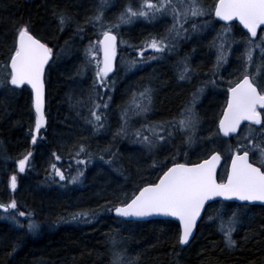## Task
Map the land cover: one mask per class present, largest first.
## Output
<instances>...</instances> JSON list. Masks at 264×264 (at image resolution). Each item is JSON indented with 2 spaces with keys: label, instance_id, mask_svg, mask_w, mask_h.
I'll return each mask as SVG.
<instances>
[{
  "label": "trees",
  "instance_id": "16d2710c",
  "mask_svg": "<svg viewBox=\"0 0 264 264\" xmlns=\"http://www.w3.org/2000/svg\"><path fill=\"white\" fill-rule=\"evenodd\" d=\"M112 1L117 4L121 2V0ZM200 2L210 9L215 0H200ZM68 4V0H0V65L7 62L16 27L28 22L31 23L34 34L46 40L53 48L54 58L59 48L67 50L69 45L73 47L77 45L79 50L77 43L81 44L80 47L86 48L93 39L92 36L87 35V32H93V35L96 33V30H91L93 27L87 26L83 32L77 33L76 24L70 23L62 32L58 30V20L54 13L63 11L68 14L66 8L71 7L70 5L68 7ZM72 12L77 15L83 10L81 7H74ZM206 20L207 27L195 32L191 38L177 43L171 52L156 54L149 51L150 56L158 57L152 65L161 68L162 73L177 65L176 60L180 62V53H188L192 56L189 66L198 72L197 77L188 94V84L185 83L187 80L174 79L173 83L169 82L170 85L168 84L163 95L152 98L151 111L146 115L132 117L126 136H115V133L123 123L122 110L128 106L133 93L143 91L144 88L157 89L154 78L159 76L151 79L149 74L150 78L146 75L140 78L144 71L146 72V68L138 67L131 72V75H135L133 77L135 84L143 83L142 89L136 87L132 91L123 92L122 82L114 78L115 83L108 93L111 95L109 106L101 109L106 119L103 121V127L97 131L91 124L85 122V117L91 119L89 109L92 107V101L89 97L95 98L93 77H86L87 71L83 74L77 71L82 79H86L84 86L87 84L81 90V95L88 96V98L84 97L87 99H82L81 106L84 105L85 109L78 110L75 99L72 98L73 102L70 100V96L77 94H71L66 89L64 79H67V76L60 78L59 72L53 71L51 66L45 77L46 126L38 134L35 145L31 144L30 130L34 128V122L29 90L22 88L13 92L9 87H0V99H2L0 200L7 204L15 199L18 205L17 211L31 213L30 218L13 219L9 213L0 211V264H31L38 260H44L49 264H110L111 237L122 241L121 248H126L132 256L141 255L151 246L153 253L149 257L150 264H264L263 206L253 205L252 208L240 206L239 210H235L239 219L252 218L254 224L251 231L233 234L238 245L234 250L225 247L217 223L208 218L209 209L215 204H219L225 214L228 207L223 202H214L207 207L191 243L185 247L176 243L178 225L173 221H126L113 216L107 210L120 200H124L125 194L130 197L137 187L156 181L162 172L159 167H152L153 161L158 165L166 163L169 166L171 157L175 155L179 162H197L211 149L219 150L227 157L229 146L235 148L238 135H233L229 139L217 138L214 135L217 131L216 124L220 109L216 113L211 112L210 108L207 109V113L199 111L195 138L192 137L191 143L186 142L188 134L177 131L169 143L149 152L142 144L136 142L138 138L133 135L134 131L145 123L170 121L177 117L186 104L192 103L193 94L198 93L199 89L203 91L196 97L197 107H203L202 103L211 95L216 97L215 100L218 98L221 100L210 89L213 84L210 81H215L214 84L219 88H222L221 84H225L224 82L228 84L230 81L224 80L221 73H215L216 76L212 73L211 63L216 60L217 49L211 45L221 30L222 22L216 23L213 17L201 18L195 22L204 24ZM84 22L85 20L79 24L84 25ZM133 27L138 30V24ZM142 27L138 30L142 31L140 37L134 38V41H129L127 46L120 48L121 57L127 61L134 59L136 51L133 52L132 49L139 47L144 39L147 30ZM242 32L244 31L236 23L232 35L238 43L232 44L231 50L226 53L231 67L237 69L239 65L236 62L242 60L245 50L242 47L244 44ZM72 35L74 37L69 42L68 38ZM125 37L128 40L132 35L124 34ZM66 41L69 42L67 45ZM78 53H75V56H78ZM70 56L68 54L66 57ZM79 58L83 60L80 53ZM255 60H260L259 54H255ZM228 74H226L227 78L232 79L241 73ZM261 79H264V75ZM99 91L103 94L104 89ZM219 91L222 93L221 90ZM185 99H187L186 104H182ZM104 100H107V96H104ZM196 137L198 145L194 146ZM209 137L215 142H211ZM200 143L203 144V149L195 153L194 148H199ZM222 143L228 145L227 149L222 148ZM78 144H84L87 152L92 154L90 163L86 166L79 165L84 172L80 181L72 184L67 180L59 181L58 177L55 180L51 179L50 163H56L62 171H65L66 176L76 175L78 166L69 152L74 151V146ZM104 149H110V152ZM27 151L33 153L30 166L24 173H19L16 169V161ZM53 152L61 156L60 161L54 160ZM111 153H116V156L113 158ZM100 156H103L104 160H101ZM78 159L86 160L88 157L81 154ZM110 159L113 160L111 165L104 162ZM13 174L17 175L15 192L9 191L6 186L8 177ZM81 211H94L96 215L91 217L89 222H83L88 220V217L73 220L72 215ZM29 219L38 225L34 232H30L27 228ZM13 247H15L14 252Z\"/></svg>",
  "mask_w": 264,
  "mask_h": 264
},
{
  "label": "snow or ice",
  "instance_id": "6c2138e0",
  "mask_svg": "<svg viewBox=\"0 0 264 264\" xmlns=\"http://www.w3.org/2000/svg\"><path fill=\"white\" fill-rule=\"evenodd\" d=\"M110 0H99L93 15L85 19L84 25L76 24L77 33L91 26L96 30L95 41L90 40L84 49L85 60L79 69L83 74L89 68L94 69L93 90L95 98L90 96L92 107L89 109L91 119L85 117V122L93 126L97 131L103 127L106 119L101 109H106L111 101L109 91L115 81H110V74L116 69L118 35L113 29L121 25L131 24L134 20L143 18L154 20L157 17L171 15L172 25L164 36H151L142 47L135 49L137 56L129 61H122L126 65V71H132L146 62L145 52L149 49L156 54L172 51L181 39H188L189 32H198L208 26L195 21L201 18L213 17L216 23H221V30L214 38L212 47L217 49L215 68H219L227 62L226 53L231 50V45L236 43L232 30L236 22L242 26L246 33L244 36L245 50L242 54V71L234 80L228 81L226 100L222 112L218 118L217 131L214 134L219 137H231L237 134L243 122H247L246 128L237 136L235 148L229 146V155L225 158L220 151L211 149L199 162H179L176 156L171 157V166L158 165L153 161L152 167H159L162 172L157 182L146 183L137 187L133 194L120 200L108 211H114L115 216L123 218H145L151 216L171 217L178 221L176 243L183 247L191 243L198 219L205 210L207 202L222 198L225 201L237 200L241 202H260L264 204V87L261 86V77L264 75V35L258 36V30L264 33V0H215L210 9H206L200 0H140L138 6L127 4L114 22L105 21V10ZM58 20L59 31H63L73 18L66 12L54 13ZM191 23V29L186 25ZM82 38V37H81ZM67 41L65 44L67 45ZM120 43H125L123 40ZM259 51L260 62H255V54ZM54 52L47 42L34 34L31 23H24L16 27L13 46L7 62L0 65L5 76L0 79V87H9L11 91L30 87L32 107L35 112L34 128L30 130L31 144L35 145L38 134L46 126L45 117V69L53 60ZM155 55L147 59H157ZM255 67V71H252ZM191 68L187 58L178 62V79L183 81L190 78ZM215 74V73H214ZM215 83V81H210ZM99 89H104L103 94ZM203 89H199L202 92ZM152 90L144 88L143 91L133 93L132 98L123 110L121 119L123 123L118 128L115 136L128 135L129 121L133 116L146 115L151 111ZM198 93L193 94L190 105L170 121L145 123L133 133L140 143L149 152L171 141L177 131L188 134L186 142H192V135L198 124V118L194 112V104ZM107 96V100H104ZM258 126V127H257ZM115 138V137H114ZM215 142L212 137L208 138ZM110 152V149H104ZM85 154L88 159H78ZM69 155L77 164L76 175L66 176L56 163H50L49 177L59 181L67 180L75 184L80 181L84 172L79 165H87L91 162L92 154L87 152L84 144L74 146V151ZM113 158L116 153H111ZM32 151H27L18 161L16 166L19 173H24L30 166ZM55 161H60L61 156L52 153ZM104 160L103 156L99 157ZM226 159V168L222 174L218 173L221 161ZM230 161V163H227ZM112 164L113 160L104 161ZM71 167V166H69ZM9 188L15 192L17 189V175H11ZM18 205L15 199L9 203H0V211L9 213L13 219L17 217L30 218L31 213L17 211ZM11 210V211H10ZM94 211H81L72 215L73 220H81L95 216ZM218 225L222 234L224 245L229 250L238 247L233 233L237 231L240 223L237 212L226 216L221 209H217L215 215H209ZM19 224V221L17 220ZM23 227V225H20ZM27 228L30 232L37 230L38 225L29 219ZM247 239V237H245ZM122 241L115 237L110 238V264H137L139 254L132 256L126 248H121ZM12 251H15L13 247Z\"/></svg>",
  "mask_w": 264,
  "mask_h": 264
},
{
  "label": "rangeland",
  "instance_id": "374dc122",
  "mask_svg": "<svg viewBox=\"0 0 264 264\" xmlns=\"http://www.w3.org/2000/svg\"><path fill=\"white\" fill-rule=\"evenodd\" d=\"M68 1H69L68 7H70V6L71 7L70 8H66V9H68L67 10L68 14L73 18V21L71 22L73 24H77L79 22H82L87 17L93 15V13H94V11H95L98 3H99V0H68ZM139 2H140V0H121V2L119 4H117V3H114V1H113V3H111V9H110L111 11L109 10V6L105 10V21L107 23L114 22L116 20L115 17L117 18L119 16V15H117V16L114 17L115 13L118 12L119 9L123 11V8L129 3H132V5L134 7H136V6H138ZM202 5L206 8V5L204 3ZM74 7H76V8L77 7H81L83 12L80 13V14L74 15L75 12L74 13L72 12V9H74ZM154 20L158 21L157 23H159V25H157V26L156 25H152L151 23H156V22H154ZM154 20L149 21V20H145L143 18H139V19H136L134 21L140 23V24H138V28H137L138 30L143 26L142 28L146 29L147 31L150 30L152 36H157V37L159 35V29H161L162 33L166 34L168 28L171 27L172 22H173L172 21V16L170 14L169 15H165V16L157 17ZM159 21H161V22H159ZM145 22L148 25L147 27H144ZM133 26H134L133 24H126V25L120 26L118 28V32L123 34V35L124 34L132 35L131 39L134 41V38H138V37L141 36V32L142 31H138V30L134 29ZM91 30L94 31L95 29L92 28ZM190 34L192 35L193 33L190 31ZM263 34L264 33L261 32L259 36H261ZM87 35L88 36H92L93 32H87ZM73 37L74 36L72 35V36H70L68 38L69 42L73 39ZM147 38L148 37H146L145 40L141 42V45L139 47H137L136 49L142 47L144 42L147 40ZM122 40L125 42V39H122ZM235 41H236V43H238V40H235ZM77 44H78L79 50L77 49V45L75 47H73V45H69L67 47V50H65V48L64 49L59 48L58 50L60 51V53L58 52V55H57L55 61L53 59V61H51L49 63V66L47 67V69L49 70L50 65H51L52 68H53V71L57 70L59 72L60 78H64V77L67 76V79H64L65 84H66V89L69 90L71 94H73V93L77 94V95L70 96V100L73 102L74 100L72 98H74L75 99L76 108L78 110L81 108L80 110H82V109H85L84 105L81 106V104L83 103L82 99L83 100L87 99L88 96L81 95V93H82L81 90L83 88H85L87 84H85V86H84V82H85L86 79H82L80 74L77 71H79L78 67L81 66V64L84 63V60H85L84 49L85 48L80 47L81 44H79V43H77ZM122 44L124 45V44H126V42L122 43ZM149 51H150V49L145 52V53H147L145 55V59H146V62H144L145 64L150 63V61L152 60V59H147V57L150 56ZM77 52L80 53V55L83 57L82 58L83 60H81L79 58V53H78V56H75V53H77ZM68 54L71 55L69 57V61H68V63H64L63 60L67 59L66 56ZM136 56H137V52L134 54V58H136ZM189 57H190V55H188V53H184V52L180 53V56H179V58L182 59V60L180 59V61H183V59L187 58V63H188ZM132 58H133V56H132ZM190 60H192V56L190 57ZM122 61H127V60H125L124 57H121L119 59L117 73L110 77L111 78L110 82L112 80L115 81L114 78L119 79L122 82L121 87H122V91L123 92L132 91L136 87H139V89H142L143 83H139L138 82V83L135 84L133 82L134 81L133 77H135V75L134 74L131 75V72L135 71V70L126 71V65L122 64ZM176 61H177V63L179 62L178 60H176ZM155 65H157V64H155ZM221 66L223 68L224 63ZM213 68H214V65H212V69ZM47 71H46V73H47ZM197 73L198 72H196V74ZM189 75H190V78L186 79L187 81L185 80L186 81L185 83L188 84L187 94L193 88V82L196 80V79H193L192 73L189 74ZM85 76L88 77V78L89 77H94V69L93 68H89L87 70V75H85ZM155 76H157V77L159 76V78H154ZM150 77H151V79L154 78V81L157 84V87H156L157 89H152V93H151L152 98H154L155 96L160 95V94L163 95L165 93L166 88H167V86H168L170 81H172L174 79H176L178 81H181V80L178 79V66L177 67L173 66V67L167 69L165 73L161 72V68H159V67L156 68V66H154V69L152 70V72L150 74ZM150 77L148 75V78H150ZM140 78H142V75L140 76ZM159 81H161L162 83H159ZM196 83H197V81L195 82L194 86H196ZM261 83H264V82H261ZM178 84H184V83L178 82ZM209 84H211V83H209ZM211 88H212V90L214 91V93H215V95L217 97H220V95H222V93H220V91H219L220 90L219 87L216 86L215 88H213V87H211ZM7 96H14V95H7ZM79 96H81V98ZM84 97H87V98H84ZM214 98H216V97L213 96V95H211V97H209V98H206L204 100V102L202 103L203 107H200V106L197 107L196 106L195 112L197 114H199V111H201L203 113H207V109L210 108L211 112L216 113L218 111V109L220 108V105H221L222 101L219 98L217 100H215ZM189 99H191V97ZM186 100L187 99H185L182 102V104H184ZM67 104L69 106V103H67ZM190 104L191 103H188V105H190ZM245 128H246V126L243 127L241 133L243 132V130ZM195 132H196V130L193 133H191L193 138H195ZM196 140H197V137L195 139L194 146L198 145ZM221 146H222L223 149H227V147H228V145L226 143H222ZM202 147H203V144L200 143L199 144V148L198 147L194 148V152L195 153H197V152L199 153V151L203 149ZM1 171L2 170L0 169V173H1ZM217 209H220L219 204L213 205L212 208L209 209V214L208 215L215 214ZM232 212H236L235 209L231 210V208H227L225 210V215L229 216V215H231ZM239 220H240V223H239V225L237 227V231L234 232L233 234L240 233V232H248V231H251V229H253L252 227H253L254 223H252V222L254 220L252 218H246L245 220L239 219ZM131 244L133 245V242H131ZM110 248H111V246H109V250H110ZM131 248H133V247L131 246ZM152 253H153L152 247L149 246L147 248V251H145L144 253L139 255V260L137 261V264H142V262H143V264H150L151 262L149 260V257H150V255ZM31 264H49V263L44 261V260H38V261H34Z\"/></svg>",
  "mask_w": 264,
  "mask_h": 264
},
{
  "label": "flooded vegetation",
  "instance_id": "af4514ba",
  "mask_svg": "<svg viewBox=\"0 0 264 264\" xmlns=\"http://www.w3.org/2000/svg\"><path fill=\"white\" fill-rule=\"evenodd\" d=\"M128 41H133L131 38H129L128 39ZM255 62L256 63H259L260 62V60H255ZM238 65H239V68L237 69V67H231V62H227L226 63V65L225 66H223V71H222V73H241V71H242V63H243V61L241 60V61H238V62H236ZM193 68V67H192ZM214 72H217L218 70H213ZM252 71H255V67H253V69H252ZM4 76H5V73H4V70L3 69H0V79L1 78H4ZM225 76V75H224ZM228 78H229V74H228ZM262 82H264V79L262 80ZM261 86L262 87H264V83H261ZM221 98V105H220V108L219 109H222V107H223V104H224V101H225V98L222 96V97H220ZM227 205H230V206H237L238 204H235V203H233V202H227ZM247 208H252L253 206L252 205H250V206H246Z\"/></svg>",
  "mask_w": 264,
  "mask_h": 264
},
{
  "label": "water",
  "instance_id": "95a60500",
  "mask_svg": "<svg viewBox=\"0 0 264 264\" xmlns=\"http://www.w3.org/2000/svg\"><path fill=\"white\" fill-rule=\"evenodd\" d=\"M238 23V22H237ZM241 28H242V26H240ZM244 31H246V30H244ZM43 42V41H42ZM30 88V87H29ZM31 90V89H30ZM33 108V107H32ZM33 111H34V109H33ZM35 113V112H34ZM244 123V122H243ZM227 138V137H226ZM222 162V161H221ZM229 163H230V161H229ZM171 166V165H170ZM158 180V179H157ZM157 180H156V182H157ZM215 200H223L222 198H216ZM213 201V200H212ZM223 201H225V200H223ZM228 201H235V202H241V201H237V200H228ZM209 202H211V201H209ZM209 202H207L206 203V205L209 203ZM242 203H247V202H242ZM253 203H257V204H262V203H260V202H252V203H250V204H253ZM205 205V206H206ZM202 213H203V211H202ZM202 213H201V215H202ZM112 214L115 216V213H114V211H112ZM120 218H123V217H120ZM123 219H126V220H133V221H145V220H149V219H171V220H174V221H176L174 218H171V217H164V216H151V217H145V218H123ZM199 220L200 219H198V221H197V224H198V222H199ZM177 222V224H178V221H176ZM196 227H197V225H196ZM195 233H196V228L194 229V234H193V236L195 235ZM193 238V237H192ZM191 238V239H192Z\"/></svg>",
  "mask_w": 264,
  "mask_h": 264
},
{
  "label": "bare ground",
  "instance_id": "6f19581e",
  "mask_svg": "<svg viewBox=\"0 0 264 264\" xmlns=\"http://www.w3.org/2000/svg\"><path fill=\"white\" fill-rule=\"evenodd\" d=\"M58 52L60 53V51L58 50L57 51V53L55 54V58H54V60L56 59V57H57V55H58ZM64 61V63H68V61H69V58H67L66 60H63ZM72 62V61H71ZM73 63V62H72ZM144 68H146V72L144 71V70H142V71H144V73L142 74V76L144 77L145 75L148 77V75L149 74H151V72H152V70L154 69V65H152V64H144V65H142L141 66V69H144ZM148 73V74H147ZM145 76V77H146ZM147 80V79H146ZM172 80V79H171ZM170 82H172V81H170ZM159 83H161V81H159ZM2 102V99H0V103Z\"/></svg>",
  "mask_w": 264,
  "mask_h": 264
}]
</instances>
